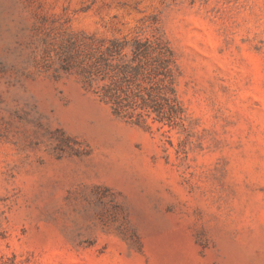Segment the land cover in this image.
Returning a JSON list of instances; mask_svg holds the SVG:
<instances>
[{"label":"rangeland","instance_id":"obj_1","mask_svg":"<svg viewBox=\"0 0 264 264\" xmlns=\"http://www.w3.org/2000/svg\"><path fill=\"white\" fill-rule=\"evenodd\" d=\"M134 39L140 123L89 73ZM0 264H264V0H0Z\"/></svg>","mask_w":264,"mask_h":264},{"label":"trees","instance_id":"obj_2","mask_svg":"<svg viewBox=\"0 0 264 264\" xmlns=\"http://www.w3.org/2000/svg\"><path fill=\"white\" fill-rule=\"evenodd\" d=\"M128 46L127 42L111 41V45L92 64L90 77L96 76V80L102 81L110 80L98 92L100 97L111 102L116 113L136 115L138 123L143 121L145 109H151L159 117H165V107L158 99L167 101L166 93L173 91L167 85L172 73V52L165 45H154L149 40L134 39L130 48ZM126 49H130V52H126ZM128 56L130 59H126ZM143 81L155 82L152 91H148V98L143 96ZM133 85L140 91L132 92ZM121 94L125 95L124 98Z\"/></svg>","mask_w":264,"mask_h":264}]
</instances>
